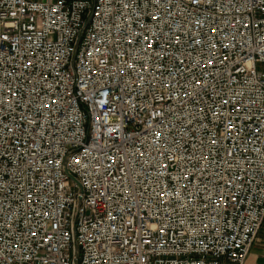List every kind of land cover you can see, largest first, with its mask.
<instances>
[{"label": "built area", "instance_id": "obj_1", "mask_svg": "<svg viewBox=\"0 0 264 264\" xmlns=\"http://www.w3.org/2000/svg\"><path fill=\"white\" fill-rule=\"evenodd\" d=\"M262 64L264 0H0V264H246Z\"/></svg>", "mask_w": 264, "mask_h": 264}, {"label": "crops", "instance_id": "obj_2", "mask_svg": "<svg viewBox=\"0 0 264 264\" xmlns=\"http://www.w3.org/2000/svg\"><path fill=\"white\" fill-rule=\"evenodd\" d=\"M255 241L246 264H264V230H261Z\"/></svg>", "mask_w": 264, "mask_h": 264}, {"label": "rangeland", "instance_id": "obj_3", "mask_svg": "<svg viewBox=\"0 0 264 264\" xmlns=\"http://www.w3.org/2000/svg\"><path fill=\"white\" fill-rule=\"evenodd\" d=\"M259 69H260V70H261V69H264V64L260 65V66H259Z\"/></svg>", "mask_w": 264, "mask_h": 264}]
</instances>
